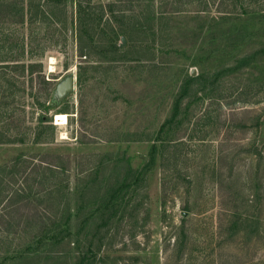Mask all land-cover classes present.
<instances>
[{
	"label": "rangeland",
	"instance_id": "374dc122",
	"mask_svg": "<svg viewBox=\"0 0 264 264\" xmlns=\"http://www.w3.org/2000/svg\"><path fill=\"white\" fill-rule=\"evenodd\" d=\"M78 1L0 0V257L37 232L33 218L73 207L90 175L100 207L103 186L142 171L154 143L137 188L112 205L91 250L78 249L89 264H264V58L189 91L162 125L187 75L264 46V18L225 13L218 0L206 11L188 0H81L98 44L102 31L131 34L104 54L78 38ZM70 74L73 89L57 96ZM57 249L55 264H76L74 246Z\"/></svg>",
	"mask_w": 264,
	"mask_h": 264
},
{
	"label": "trees",
	"instance_id": "16d2710c",
	"mask_svg": "<svg viewBox=\"0 0 264 264\" xmlns=\"http://www.w3.org/2000/svg\"><path fill=\"white\" fill-rule=\"evenodd\" d=\"M80 1L81 0L77 2L78 6L76 10L77 20L79 24L78 29L80 31L78 38L85 45L87 44L88 47H93L92 43L94 42L95 47L98 48L100 51H103L104 54L107 50H109V53H118L120 51V48L118 49L115 46L114 39L118 38L121 34L126 39L130 40L131 34L126 30H121L120 33L114 30L112 31L111 35H109V32L102 31L104 37L103 40H105V42L103 43V46L98 44V39L93 40V35L90 34V31L88 32L90 27H88L89 24L84 19H86V17L89 16L90 13L85 11L86 9L82 7ZM188 1L198 2L199 4L205 7L206 11L207 4L211 0ZM260 1L261 0H218V4H225L222 10L225 13L230 14L235 12L241 17L245 16L248 18V20H252L253 23H260L264 18V8H261L262 5H258ZM146 2L149 3L152 2V0H146ZM111 6L112 3L108 5V7ZM0 9L4 10L1 5ZM21 12V19L23 21V8H21ZM155 17V14H150L149 16L147 15V18H145V20L147 19L145 21V24L147 23V21L151 19L153 20ZM158 17L163 19L165 16ZM154 38L155 37H152L153 40ZM85 45H82L81 48ZM153 47L155 49V44H153L152 48ZM153 51L154 50L152 49V52ZM261 57L264 58V46L259 45L253 48L251 52H247L240 55H233L230 58L232 60L230 65L223 66L225 62L221 63L218 66L219 68L216 67L210 74L201 73L195 76L187 75L184 78V82L180 85L179 90L175 96L169 117L164 121L162 125L164 126L169 123L172 119H174L182 100L185 96H187L189 91H194L193 93L195 95L205 87L206 80L214 82L221 75L236 72L240 68L249 65V63L252 62L254 59L258 58L259 60V58ZM209 77H211V79ZM78 78L80 80V74L78 75ZM155 148L156 146L153 143L151 145L149 159H147L146 162H144L145 164L142 165V171L141 169H139L137 174L132 177H128L125 175L124 178L121 180L116 179L114 183H110L111 185L106 189H104L106 184L105 186H103L104 192L103 190L101 191L100 207L98 205V207L94 206L98 194V191L96 190H99L96 186V181H98V178H94V176L90 175V178L84 183L77 182L75 184V189L73 193L75 194V198L72 203L73 207H67L66 205L63 206L64 210L61 213L60 218L49 223H46L49 217H46L44 219L33 218L31 227L36 226L37 232L32 234L31 237L28 238L27 242L23 245L14 247V249L9 253L3 252L2 256L0 257V264H55V261H52V259L54 258L53 255L58 253H55L54 251L58 248L59 245L63 243L71 244L72 246H74L75 251L77 250L75 252V255H77L76 264H89V260L88 258H86V255H84V252L82 253L78 249H80L81 247H86V249L91 250V247L94 244L93 239L96 236L98 227L100 226V224H103L106 220V217L108 216L107 213L112 212L114 210L111 209V207L113 204H117V199L122 198L127 191L135 190L137 188L138 184H136V180L143 178L147 168H149V166L154 161ZM96 170L95 172L96 174H98L99 171L97 172ZM100 180L101 182L104 181L102 179ZM82 230L84 234L90 235V239L88 243H84V246H79L81 242ZM40 258H42V260Z\"/></svg>",
	"mask_w": 264,
	"mask_h": 264
},
{
	"label": "water",
	"instance_id": "95a60500",
	"mask_svg": "<svg viewBox=\"0 0 264 264\" xmlns=\"http://www.w3.org/2000/svg\"><path fill=\"white\" fill-rule=\"evenodd\" d=\"M124 43V38H121V45ZM193 74V72H192ZM75 76L73 74H70L66 76L58 85L55 91V94L57 96H63L67 92L71 91L73 89V83H74ZM55 95V96H56Z\"/></svg>",
	"mask_w": 264,
	"mask_h": 264
},
{
	"label": "bare ground",
	"instance_id": "6f19581e",
	"mask_svg": "<svg viewBox=\"0 0 264 264\" xmlns=\"http://www.w3.org/2000/svg\"><path fill=\"white\" fill-rule=\"evenodd\" d=\"M54 119H55L54 123L63 124V123L66 122L67 114L63 113V112L55 113V118Z\"/></svg>",
	"mask_w": 264,
	"mask_h": 264
}]
</instances>
